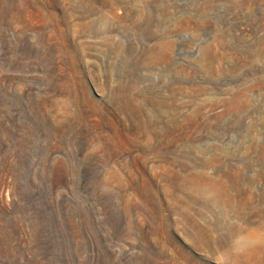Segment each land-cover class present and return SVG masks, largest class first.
Instances as JSON below:
<instances>
[{
    "label": "rangeland",
    "instance_id": "rangeland-1",
    "mask_svg": "<svg viewBox=\"0 0 264 264\" xmlns=\"http://www.w3.org/2000/svg\"><path fill=\"white\" fill-rule=\"evenodd\" d=\"M258 247L264 0H0V264Z\"/></svg>",
    "mask_w": 264,
    "mask_h": 264
},
{
    "label": "bare ground",
    "instance_id": "bare-ground-1",
    "mask_svg": "<svg viewBox=\"0 0 264 264\" xmlns=\"http://www.w3.org/2000/svg\"><path fill=\"white\" fill-rule=\"evenodd\" d=\"M198 244L199 246H207L211 252V254H213L215 247H223L225 246V240L221 239V238H216L215 240L206 238L205 235H199L198 236ZM196 245V244H195ZM206 247V248H207ZM258 254L256 255V258L253 261H242L241 258L238 255L232 254L230 252H225L224 254V258H223V262L225 264H264V262L262 261V253H263V248L258 247Z\"/></svg>",
    "mask_w": 264,
    "mask_h": 264
}]
</instances>
